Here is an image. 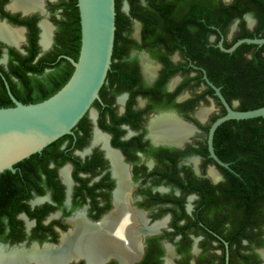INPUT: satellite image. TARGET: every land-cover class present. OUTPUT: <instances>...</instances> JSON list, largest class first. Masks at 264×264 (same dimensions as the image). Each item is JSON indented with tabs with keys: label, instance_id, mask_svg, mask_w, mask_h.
<instances>
[{
	"label": "flooded vegetation",
	"instance_id": "flooded-vegetation-1",
	"mask_svg": "<svg viewBox=\"0 0 264 264\" xmlns=\"http://www.w3.org/2000/svg\"><path fill=\"white\" fill-rule=\"evenodd\" d=\"M43 1L55 27L46 51L41 22L47 20L41 11L24 13L12 7L13 0H0V23L22 31L19 44L0 35V82L5 86L6 81L10 86L11 80H20L12 65L19 62V53H28V22L37 29L38 58L57 42L66 0ZM218 1L222 8H233L218 17V24L205 28L203 18H188L183 8L164 15L149 0H139L133 13L129 0H122L126 17L115 36L118 75L106 80L101 100L93 103L96 116L89 111L72 134L61 137V148L72 152L69 160L48 165L53 177L38 166L40 176L21 180L14 203L1 213L0 246L5 251L31 254L34 247H48L59 254L65 248L63 236L74 228L77 216L95 227L122 212L132 229L139 230L140 256L130 264H263L264 210L259 205L251 210L243 198L245 184L252 189L247 178L258 181L261 175L247 165V156L246 165H232L227 158L242 147L235 148L234 124L230 143L227 133L220 136L219 127L212 138L214 153L227 166L212 156L210 130L227 113L212 84L235 109L243 101L256 103L251 92L258 79L254 65L243 70L239 88L230 74L242 70L255 55L264 57V44L243 43L227 52L220 43L230 48L240 39L264 37V0ZM260 69L264 72L263 64ZM160 120H173L183 129L174 135L155 134ZM97 132L106 136L107 147L95 143ZM109 151L117 154V163ZM66 167L69 181L62 175ZM88 261L80 255L66 263ZM96 264L123 261L110 254Z\"/></svg>",
	"mask_w": 264,
	"mask_h": 264
},
{
	"label": "trees",
	"instance_id": "trees-1",
	"mask_svg": "<svg viewBox=\"0 0 264 264\" xmlns=\"http://www.w3.org/2000/svg\"><path fill=\"white\" fill-rule=\"evenodd\" d=\"M132 5L133 13L135 12L136 5L139 0H129ZM203 2V3H201ZM122 0H116V36L120 35L119 25L121 20L125 19V14L121 11ZM150 5L161 9L164 15L174 12L177 7L183 8L184 14L186 13L188 18H203L205 22V28L211 26V24H218L217 19L226 16L233 6H225L222 8L218 0H149ZM67 13L64 20H58L61 22L60 34L57 36V42L54 48L43 54L38 58L41 52V47L38 45L37 29L33 24L27 23L30 32V46L27 47L28 53L22 55L19 53V62H14L13 67L16 68V74L19 81H10V87L13 94L17 99L25 104L36 103L43 101L59 91L70 79L74 72V66L72 62L65 57V55L78 60L81 45H82V31H81V18L78 7V0H66L65 1ZM218 11L221 14H218ZM219 15V16H218ZM207 34L204 33V43L208 47L210 43L207 41ZM248 45V44H245ZM252 46V45H248ZM120 51L116 43L114 45V52L112 57V65L109 70L107 79L114 75V78L118 75L117 67L119 66ZM264 65V57L260 54L255 55L251 60L247 61V64L242 70H237L230 74L231 79H234L233 85L235 88L240 87L239 78L243 73V70H247L253 65L257 71L258 79L253 84L252 94L253 99L256 100L255 104L242 102L238 109L250 110L264 106V72L260 67ZM246 75L248 71H245ZM106 79V80H107ZM250 91V90H249ZM104 87L100 91V95L103 96ZM14 102L8 94L7 88L4 82H0V107L14 106ZM234 124L236 133L234 134L233 142L235 148H239L238 153L234 156L228 155V159L231 160L232 165H246L245 157L247 156V165L253 166V171L260 173L258 181L253 180L255 176H252V180L247 178L248 184H245L247 188L246 193H243L244 202L247 206L255 209L258 205L264 210V116L242 119V120H228L222 123L219 128L220 136L227 133L226 136L228 142H231V125ZM66 135L63 138L68 137ZM63 139H59L46 148L41 153H35L30 157L15 164L16 171L6 170L0 174V220L1 213L5 210L7 204L14 203L15 196L17 195L18 187L22 183L24 178H31L40 175H36V167L42 166L44 172L48 177L54 176L53 169H50L48 165L52 161L64 163L71 157L70 148H61V142ZM63 157L60 161L58 158ZM240 160L242 164H240ZM250 162V163H249ZM244 187V186H243ZM246 198V199H245ZM257 256V254H254Z\"/></svg>",
	"mask_w": 264,
	"mask_h": 264
},
{
	"label": "water",
	"instance_id": "water-1",
	"mask_svg": "<svg viewBox=\"0 0 264 264\" xmlns=\"http://www.w3.org/2000/svg\"><path fill=\"white\" fill-rule=\"evenodd\" d=\"M38 7L24 10V13L40 10L45 20L49 22V14L43 0ZM78 7L82 45L78 60L65 55L75 68L67 83L45 100L25 104L16 98L5 80L8 94L15 105L0 107V174L6 170L15 172V164L35 153H41L44 148L61 137L72 134L73 129L89 111L96 116L93 103L101 100L100 91L112 65L116 36V0H78ZM51 26L55 28L53 24ZM23 29L25 32V27ZM52 41L53 33L49 46L45 47L40 40L43 51L50 48ZM243 43L262 45L264 37L240 39L230 48H225L223 42L220 46L223 50L232 52ZM212 86L225 105L227 113L218 118L211 127V151L212 156L221 165L227 166L228 164L221 161L213 150L212 138L216 129L228 120L264 116V106L250 110L235 109L220 88L214 84ZM4 247L0 246V249Z\"/></svg>",
	"mask_w": 264,
	"mask_h": 264
},
{
	"label": "bare ground",
	"instance_id": "bare-ground-1",
	"mask_svg": "<svg viewBox=\"0 0 264 264\" xmlns=\"http://www.w3.org/2000/svg\"><path fill=\"white\" fill-rule=\"evenodd\" d=\"M41 1L13 0L12 7L28 11L39 8L38 4ZM42 27V44L47 47L51 43L53 28L47 21L42 22ZM0 35L14 44H19L22 40V31L19 28H10L3 23H0ZM155 122L158 121L155 120ZM160 122L155 128V134L168 132L174 135L183 129L181 125L173 120H160ZM96 142H103L105 147L108 146L106 136L101 135L99 132L96 133ZM109 156L114 162H118L115 152L109 151ZM120 168L119 166V171ZM62 175L66 181H69V167L62 170ZM121 213L117 212L115 215L108 216L95 227L86 223L81 215L77 216L73 220L74 228L70 233L63 236L65 248L59 254L52 252L51 248L48 247L43 250L34 247L31 254L20 249H12L7 252L1 248L0 264H25L33 260L38 264H65L67 260L80 257V255L88 257V264H96L99 257L110 254L121 257L123 264H130L140 256L141 250L138 251L140 247L139 230L134 231L131 227V221L128 218H123ZM261 253L264 257V249L261 250ZM167 264H171V262L168 261Z\"/></svg>",
	"mask_w": 264,
	"mask_h": 264
}]
</instances>
